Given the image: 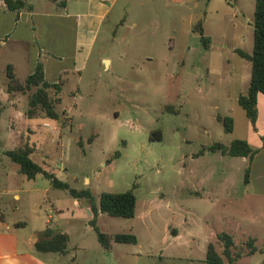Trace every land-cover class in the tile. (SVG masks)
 <instances>
[{
	"label": "rangeland",
	"instance_id": "obj_1",
	"mask_svg": "<svg viewBox=\"0 0 264 264\" xmlns=\"http://www.w3.org/2000/svg\"><path fill=\"white\" fill-rule=\"evenodd\" d=\"M228 1L214 0L215 6L204 5L197 13L167 6L164 0H136L130 5L126 0L129 6L116 9L104 25L83 77L71 76L61 91L48 89L59 121L41 108L29 116V100L37 87L8 93L5 56L0 54V184L8 183V190L17 187L22 196L15 201L8 193L20 207L10 216L39 227L45 223L49 199L66 195L73 202L63 190L46 192L43 175L29 180L20 174L19 165L6 155L29 144L35 162L73 188L90 189L96 203L104 192L121 193L136 186V217L102 214L101 231L142 234L151 227L162 239L168 225L185 231L182 224L187 221L195 234L232 235V256L241 255L237 264L250 259L260 264L263 253L251 258L247 252L252 239L264 250V198L254 196V189L245 184L247 159L207 150L235 139L252 145L253 126L238 102L250 86L252 64L239 51H253L255 6L252 3L246 18L235 24L220 22L231 11ZM203 18L201 35L195 25ZM26 76L18 69L22 84ZM219 117L234 119L232 133L225 131ZM159 132L162 140L156 138ZM259 167L264 170V158ZM80 201L84 211H76L64 227L71 234L70 244H99L88 226L85 207L91 202ZM252 215L254 219L245 220ZM54 221L64 222L58 215ZM250 224L257 234L245 231ZM213 242L223 255V243L217 236ZM177 263L191 264L158 255L137 262Z\"/></svg>",
	"mask_w": 264,
	"mask_h": 264
},
{
	"label": "crops",
	"instance_id": "obj_2",
	"mask_svg": "<svg viewBox=\"0 0 264 264\" xmlns=\"http://www.w3.org/2000/svg\"><path fill=\"white\" fill-rule=\"evenodd\" d=\"M15 1L23 2V5L19 10L12 11L8 9L5 0H0V54L5 56L6 67L11 64L16 76L18 69L23 68L27 73V78L34 72L38 63H42L46 80L50 83L63 80L62 89L71 76L77 75L80 79L83 77L87 62L111 14L116 9L125 7L127 3L130 5L136 2V0H127V3L126 0ZM164 3L170 7L197 13L202 12L204 5L209 9L216 4L214 0H164ZM252 3L255 6L256 0L228 1L226 7L230 8V13L222 17L221 21L218 20L220 22L228 20L235 24L242 18H246V11L251 9ZM200 21H204V18ZM257 108L258 118L254 126L251 123L253 129L249 140L254 147L260 148V152L252 164L250 187L254 189V196L264 198V170L259 167V161L264 158V94H259ZM38 176L32 180H37ZM47 182L46 192H49V189L54 187L48 179ZM7 184H0V264H137L141 257H154L155 255L162 260L170 258L178 262L185 260L191 264H207L208 245L218 235L217 232H211L208 236L199 233L196 235L189 230L190 224L185 221L182 224L187 228L185 231L177 226L172 227L173 224H170L162 239H159L157 231L151 227L146 228L142 234L130 230L129 233L138 237V243L113 242L109 251L105 250L100 242L96 245L80 243L71 245V234L64 227L70 225L69 218L75 217L78 213L76 211H84L80 199L73 197L72 203L65 197L66 195L55 198V202L49 199L50 208L45 210L44 225L33 227L29 222L10 216L19 212L20 207L15 201H21L22 196L17 187L8 190ZM8 193L12 194L15 201L10 200ZM85 208H88L90 213L89 226L92 218L91 208L89 206ZM39 210L41 208L35 210L37 219ZM55 215H58L59 219L64 222L54 221ZM253 216L246 217L245 220H252ZM238 225L241 229L240 222ZM48 227L68 235L69 240L65 253L37 250L36 243L40 234ZM245 231L249 235L257 234L251 224ZM84 234L81 232L80 236L83 237ZM257 242L255 246L258 251L256 253H261ZM255 254L251 255V258ZM240 259L233 264H237ZM247 264H251V259Z\"/></svg>",
	"mask_w": 264,
	"mask_h": 264
},
{
	"label": "trees",
	"instance_id": "obj_3",
	"mask_svg": "<svg viewBox=\"0 0 264 264\" xmlns=\"http://www.w3.org/2000/svg\"><path fill=\"white\" fill-rule=\"evenodd\" d=\"M231 1V0H229ZM9 10L16 11L21 8L23 2L15 0H5ZM203 21H199L195 25V30L204 34ZM254 47L252 53L239 51L241 57L247 59L252 64L250 86L244 94H240L238 102L246 112L250 122L255 125L258 118V96L264 94V0H256L254 11ZM206 42L205 37H203ZM8 78V93L14 91H24L32 87H37V92L31 96L29 100L30 110L29 116L36 115V110L41 108L48 118L59 121V114L55 109L56 102L50 97L48 89L56 88L62 90L63 80L58 83H50L45 78L44 67L42 63H38L34 72L28 76L26 84H22L16 77L14 68L11 64L6 67ZM223 122L224 129L227 133H232L235 128V121L232 117H219ZM157 134V133H155ZM159 140H162V135L159 132ZM264 141V138H263ZM211 152H221L223 155L233 157H243L247 159V168L245 171V184L251 183L252 164L255 157L260 152V148L250 145L246 140L235 139L230 145L217 142L211 145L208 149ZM206 150L203 149L200 154ZM34 148L26 144L24 147L15 148L6 151V155L17 165H19L20 173L26 176L29 180L36 179L38 175H43L51 182V185L56 189L67 191L72 197L77 199H87L91 202L90 212L92 218L90 225L96 231L98 241L107 251L111 249L112 243L120 244H137L138 237L133 233H117L109 235L101 231L98 226V218L100 214H107L111 217L132 219L136 216L137 195L134 186L132 189L121 193L104 192L101 194L100 201L97 204L94 201L93 194L90 189H77L70 186L69 183L60 180L54 173L47 172L40 164L32 159ZM117 153L116 156H119ZM219 241L223 243V255L228 259L225 262L223 255H221L214 242H210L207 251V264H233L237 258L232 256V248L234 247L233 236L222 232L217 235ZM69 237L55 228L48 227L40 234V238L36 243V248L40 252H55L65 253L68 246ZM255 239L249 241L247 255H254L258 248L254 245ZM264 253V250H261ZM261 264H264V260Z\"/></svg>",
	"mask_w": 264,
	"mask_h": 264
},
{
	"label": "water",
	"instance_id": "obj_4",
	"mask_svg": "<svg viewBox=\"0 0 264 264\" xmlns=\"http://www.w3.org/2000/svg\"><path fill=\"white\" fill-rule=\"evenodd\" d=\"M105 62H106V63H109V61H108V60H105Z\"/></svg>",
	"mask_w": 264,
	"mask_h": 264
},
{
	"label": "built area",
	"instance_id": "obj_5",
	"mask_svg": "<svg viewBox=\"0 0 264 264\" xmlns=\"http://www.w3.org/2000/svg\"><path fill=\"white\" fill-rule=\"evenodd\" d=\"M49 124H46V126H48Z\"/></svg>",
	"mask_w": 264,
	"mask_h": 264
}]
</instances>
